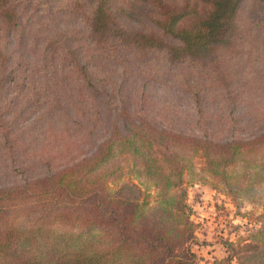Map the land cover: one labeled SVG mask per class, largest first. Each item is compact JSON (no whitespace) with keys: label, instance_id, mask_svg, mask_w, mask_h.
I'll return each instance as SVG.
<instances>
[{"label":"trees","instance_id":"1","mask_svg":"<svg viewBox=\"0 0 264 264\" xmlns=\"http://www.w3.org/2000/svg\"><path fill=\"white\" fill-rule=\"evenodd\" d=\"M83 1L91 8L90 43L54 44L55 36L43 43V58L69 73L73 100L62 109L78 131L68 126L35 152L45 172L0 185V264H194L186 176L222 189L237 205L264 186V0ZM51 5L0 0V71L9 63L16 67L8 72L19 71L6 50L9 36L26 40L29 18ZM126 55L156 58L139 84L129 61L122 63ZM110 58L121 60L116 80L105 69L98 77V59ZM181 63L205 68L207 79L191 84ZM160 67L178 71L185 91L178 100L196 106L193 124L162 121L175 112L155 106L167 101L152 93L168 82ZM245 70L256 75L248 77V93ZM245 98L256 106L235 109ZM260 220L254 236L264 234V212ZM231 248L223 263L244 264Z\"/></svg>","mask_w":264,"mask_h":264},{"label":"rangeland","instance_id":"2","mask_svg":"<svg viewBox=\"0 0 264 264\" xmlns=\"http://www.w3.org/2000/svg\"><path fill=\"white\" fill-rule=\"evenodd\" d=\"M90 10L83 0H52L49 8L39 6L34 13L35 17L29 18L26 25L28 32L26 40L25 38L20 40L18 32L14 36H9L6 50L12 61L15 60V63L19 64V71L8 72L10 67H16L10 63L5 70L0 71L2 72L0 78L6 83L3 90H0V185L20 183L31 175L45 172L47 168L41 167L40 164L36 165L35 152L40 147L45 149L50 147L54 136L57 134L62 136L64 128L71 126L69 132L77 130V126L71 124L62 109L69 107L68 103L73 100L66 86L69 73L63 63L60 62L58 66L50 59L43 58V53L46 52L43 43L55 36L54 44L64 41L63 45L76 47L79 44L80 47L82 45L86 47L91 41L87 38L85 21ZM38 15L44 20L39 24L36 19ZM117 59L121 61L120 58H110L109 61L98 59L100 62L96 66V69L100 70L98 77L113 76L116 80L121 74L120 70L122 71V68L119 69L115 65ZM155 59L140 61L126 55L122 58V63L129 61L134 83L139 84L155 67L153 66ZM27 69H31V74L28 72L24 78L21 74ZM103 69L106 76H101ZM158 70L161 72L163 68L160 67ZM161 73H168L164 75L168 82H155L158 87L154 88L152 93L156 100H162L166 96L167 101L157 102L155 106L163 111L167 107H172L171 111L175 112L174 119L162 121L193 124L196 121V115L193 114L196 106L187 100L184 103L178 100L180 95L185 94L182 80L175 77L178 71L171 68ZM206 73L205 68L194 67L189 63L180 64V75L190 80L191 84H195L196 79L198 82H204L207 79ZM243 74L245 83L243 89H247L248 93L252 79L248 77L256 75L247 70L243 71ZM263 75L262 71L261 77ZM26 82L33 83L24 87ZM127 82L130 83L132 80L128 79ZM175 99L179 102L178 106H174ZM116 100L120 101V98ZM250 106L256 104L245 98L235 109L245 110ZM217 107L220 109V104ZM211 109H216V106L213 104ZM77 116L78 111H73L72 117ZM64 142L70 140L67 138ZM185 181L186 202L190 206V218L196 225L195 239L191 242V248L196 253L194 264H224L227 255L233 253L231 246L234 248L235 256H243L244 264H264V234L254 236L262 225L259 220L264 212V186L254 188L252 198L243 199L237 205L222 189L208 182L191 179L188 175ZM20 212L12 214L24 220L25 215H20ZM250 255L255 257L245 261L244 258ZM233 261L236 262V258Z\"/></svg>","mask_w":264,"mask_h":264}]
</instances>
